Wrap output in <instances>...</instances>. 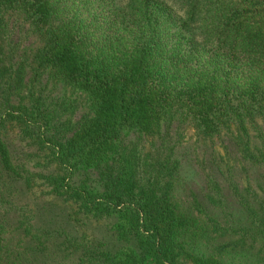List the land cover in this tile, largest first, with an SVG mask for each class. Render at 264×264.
I'll list each match as a JSON object with an SVG mask.
<instances>
[{
    "label": "trees",
    "instance_id": "16d2710c",
    "mask_svg": "<svg viewBox=\"0 0 264 264\" xmlns=\"http://www.w3.org/2000/svg\"><path fill=\"white\" fill-rule=\"evenodd\" d=\"M0 264H264V0H0Z\"/></svg>",
    "mask_w": 264,
    "mask_h": 264
}]
</instances>
